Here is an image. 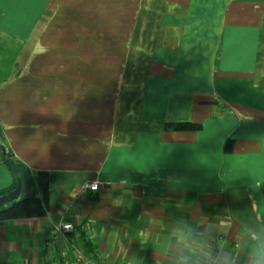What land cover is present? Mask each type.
I'll return each instance as SVG.
<instances>
[{
	"label": "crops",
	"instance_id": "obj_1",
	"mask_svg": "<svg viewBox=\"0 0 264 264\" xmlns=\"http://www.w3.org/2000/svg\"><path fill=\"white\" fill-rule=\"evenodd\" d=\"M0 41V195L57 175L45 216L0 225V264L72 245L107 264H248L264 242V0H3Z\"/></svg>",
	"mask_w": 264,
	"mask_h": 264
},
{
	"label": "trees",
	"instance_id": "obj_2",
	"mask_svg": "<svg viewBox=\"0 0 264 264\" xmlns=\"http://www.w3.org/2000/svg\"><path fill=\"white\" fill-rule=\"evenodd\" d=\"M198 126L190 122L177 124V127L181 129L196 128ZM35 178L40 195L33 194L25 198H20V200L11 205L0 209V225L8 219L42 217L47 214L52 184L56 180L57 175L55 173L39 171Z\"/></svg>",
	"mask_w": 264,
	"mask_h": 264
},
{
	"label": "built area",
	"instance_id": "obj_3",
	"mask_svg": "<svg viewBox=\"0 0 264 264\" xmlns=\"http://www.w3.org/2000/svg\"><path fill=\"white\" fill-rule=\"evenodd\" d=\"M85 187L90 188L92 190H96L99 187L98 181H92L85 184ZM73 224L68 221H61L55 226V233L62 237H66L68 233L73 231ZM47 245L52 246L53 240L46 242ZM66 256V257H65ZM62 257L60 260L56 259V255L51 252L50 255V264H107L103 261H94L88 255H85L80 250L72 245L70 252H67L66 255ZM204 264H212V260L207 258Z\"/></svg>",
	"mask_w": 264,
	"mask_h": 264
},
{
	"label": "water",
	"instance_id": "obj_4",
	"mask_svg": "<svg viewBox=\"0 0 264 264\" xmlns=\"http://www.w3.org/2000/svg\"><path fill=\"white\" fill-rule=\"evenodd\" d=\"M3 152L6 156H9V152L6 149H3ZM21 187L22 181L19 177H16V185L6 193L0 195V209L20 200Z\"/></svg>",
	"mask_w": 264,
	"mask_h": 264
},
{
	"label": "clouds",
	"instance_id": "obj_5",
	"mask_svg": "<svg viewBox=\"0 0 264 264\" xmlns=\"http://www.w3.org/2000/svg\"><path fill=\"white\" fill-rule=\"evenodd\" d=\"M183 239V237H179ZM218 264H231L227 258H222ZM248 264H264V242L255 244L249 251Z\"/></svg>",
	"mask_w": 264,
	"mask_h": 264
},
{
	"label": "rangeland",
	"instance_id": "obj_6",
	"mask_svg": "<svg viewBox=\"0 0 264 264\" xmlns=\"http://www.w3.org/2000/svg\"><path fill=\"white\" fill-rule=\"evenodd\" d=\"M6 43L9 44V53H10V58L15 57L16 55V50H17V40H10V41H4L3 45H5ZM0 45H1V41H0ZM1 56V53H0ZM20 172L21 170L18 169Z\"/></svg>",
	"mask_w": 264,
	"mask_h": 264
},
{
	"label": "snow or ice",
	"instance_id": "obj_7",
	"mask_svg": "<svg viewBox=\"0 0 264 264\" xmlns=\"http://www.w3.org/2000/svg\"><path fill=\"white\" fill-rule=\"evenodd\" d=\"M3 3V0H0V4H2Z\"/></svg>",
	"mask_w": 264,
	"mask_h": 264
}]
</instances>
